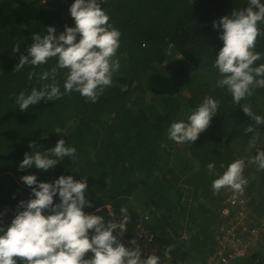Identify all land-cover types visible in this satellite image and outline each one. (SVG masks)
<instances>
[{"label":"trees","instance_id":"1","mask_svg":"<svg viewBox=\"0 0 264 264\" xmlns=\"http://www.w3.org/2000/svg\"><path fill=\"white\" fill-rule=\"evenodd\" d=\"M99 2L109 23L121 33L113 57L120 67L112 74V85L92 102L78 92L66 93L68 70L58 69L61 98L21 112L16 97L52 83L51 78L39 77L56 66L57 58L35 67L25 65L18 72L14 66L21 54L27 55L34 33L46 35V28L52 26L59 36L65 25L75 26L69 12L74 0H0V227L11 224L21 201L34 198L22 176L35 175L38 183L72 176L87 180L85 195L93 207H85L86 214L101 215L108 222L113 212L118 222L120 208L128 210L126 240H133L137 220L149 215L145 225L161 251L159 264H207L215 254L229 198L224 188L214 194L212 182L236 159L245 160L250 228L257 229L264 219V170L248 163L257 151H264V125H256L241 107L250 105L264 117V88H254L237 105L227 87L218 84L222 77L213 67L223 46L222 31L213 28V21L247 8L249 0ZM258 28L264 33V22H258ZM17 44L20 51L13 53ZM254 51L261 59L253 66L264 64V35L257 38ZM123 85L126 92L121 91ZM206 97L219 103L210 126L194 144L169 139L170 125L187 122ZM249 125L255 133H246ZM46 132L48 138L41 139ZM253 135L256 142L250 147ZM60 139L75 147L74 159L65 157L47 172L35 167L19 170L24 154L33 152L30 142L43 152ZM209 163L215 164V174H209ZM53 200L60 203L58 195ZM251 251L242 263L264 264V256ZM91 255L87 253L85 259Z\"/></svg>","mask_w":264,"mask_h":264},{"label":"clouds","instance_id":"2","mask_svg":"<svg viewBox=\"0 0 264 264\" xmlns=\"http://www.w3.org/2000/svg\"><path fill=\"white\" fill-rule=\"evenodd\" d=\"M69 12L74 27L65 25L59 36L52 26L46 28V35L34 33L33 42L26 49L27 55L21 54L19 63L14 66L13 71L18 72L25 65L35 67L57 58L56 66L39 77L41 81L51 78L52 83L43 84L39 90L33 88L30 94L21 92L16 97L15 104L21 112L41 101L61 98L56 81L58 69L68 70L64 83L66 93L78 92L92 102L97 101L99 92L112 85V74L120 67L119 60L113 57L120 47L121 33L109 23V16L102 10L99 0H74ZM258 22H264V4L260 0H249L247 8L233 11L231 17L213 21V28L222 31L219 39L223 42L213 67L222 77L218 84L227 87L237 105L251 96L254 88H264V64L253 66L261 59V54L254 51L256 40L264 35ZM12 51L19 52L20 45H15ZM34 75V72L29 73V79ZM121 91L126 92L127 85L121 86ZM218 107V101L206 97L187 117V122L170 125L168 137L177 144H194L199 134L210 126ZM241 107L256 125H264V117L255 114L250 105ZM245 131L255 133L256 130L249 125ZM55 132L59 135L61 129L57 128ZM47 138L46 132L41 139ZM255 142L256 136L253 135L249 146L254 147ZM29 147L33 152L24 154L19 165L21 171L35 167L47 172L65 157L74 159L76 154L75 147L66 146L64 139L43 152L36 150L34 141ZM248 163L264 170V151H257ZM207 169L210 175L215 174L214 163H209ZM244 169V159L230 163L226 171L212 182L214 194L222 188H230L233 200L242 196L249 182L243 175ZM21 181L31 189L30 197L34 198L21 201L11 224L6 229L0 227V233H3L0 234V264H17V260L23 264H159L160 258L155 254L141 258L142 251L135 239L129 241L133 246L131 249L121 243L129 223L126 208H120L118 222L113 212L109 213L113 219L105 222L103 216L83 211L85 207H93L86 199V179L76 181L72 176L62 175L52 183H38L35 175H24ZM57 195L60 203L54 204L53 198ZM45 211L50 214H43ZM89 252L91 257L85 259Z\"/></svg>","mask_w":264,"mask_h":264},{"label":"built area","instance_id":"3","mask_svg":"<svg viewBox=\"0 0 264 264\" xmlns=\"http://www.w3.org/2000/svg\"><path fill=\"white\" fill-rule=\"evenodd\" d=\"M46 1L42 0L43 3ZM232 196L227 199L226 207L222 211L225 221L219 229L215 254L207 264H234L236 261L245 259L258 241L262 225L264 226L263 219L260 227L251 229V217L247 210L248 200L245 193L236 200H233ZM149 220L148 214L137 220L133 238L141 248L142 259L153 254L158 256L161 253L155 236L145 225ZM121 243L130 249L133 247L124 237ZM161 264H169V262L164 261Z\"/></svg>","mask_w":264,"mask_h":264},{"label":"rangeland","instance_id":"4","mask_svg":"<svg viewBox=\"0 0 264 264\" xmlns=\"http://www.w3.org/2000/svg\"><path fill=\"white\" fill-rule=\"evenodd\" d=\"M114 73V72H113ZM260 136V135H259ZM170 139V138H169ZM259 144V142H257V145ZM223 193H225L226 195H228L230 197L232 190L230 188H224V191ZM245 193V191H244ZM230 194V195H229ZM137 201V200H136ZM138 214H141V211L139 210ZM252 251H259V254L261 256H264V226L262 225V228H261V234L259 236V239L258 241L256 242V244L252 247L251 249ZM251 251V252H252ZM234 264H243L242 263V260L241 261H236Z\"/></svg>","mask_w":264,"mask_h":264}]
</instances>
